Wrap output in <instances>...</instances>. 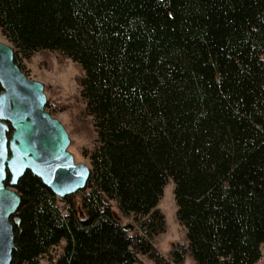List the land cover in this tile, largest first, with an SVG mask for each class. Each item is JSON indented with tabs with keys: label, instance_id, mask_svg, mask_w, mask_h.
Masks as SVG:
<instances>
[{
	"label": "trees",
	"instance_id": "obj_1",
	"mask_svg": "<svg viewBox=\"0 0 264 264\" xmlns=\"http://www.w3.org/2000/svg\"><path fill=\"white\" fill-rule=\"evenodd\" d=\"M0 35L25 76L38 53L78 67L91 133L80 190L57 197L27 171L18 179L16 264H39L61 240L48 264L256 263L264 0H0ZM169 181L184 242L164 255L153 241Z\"/></svg>",
	"mask_w": 264,
	"mask_h": 264
},
{
	"label": "water",
	"instance_id": "obj_2",
	"mask_svg": "<svg viewBox=\"0 0 264 264\" xmlns=\"http://www.w3.org/2000/svg\"><path fill=\"white\" fill-rule=\"evenodd\" d=\"M43 85L27 78L13 62L9 44L0 42V264L16 252L13 226L19 223L14 190L27 171L57 197L83 188L88 166L67 151L63 125L44 110ZM6 182V184H5Z\"/></svg>",
	"mask_w": 264,
	"mask_h": 264
},
{
	"label": "rangeland",
	"instance_id": "obj_3",
	"mask_svg": "<svg viewBox=\"0 0 264 264\" xmlns=\"http://www.w3.org/2000/svg\"><path fill=\"white\" fill-rule=\"evenodd\" d=\"M0 42L7 44L1 35ZM25 70L27 78L43 85V93L52 111V117L63 125L68 135L67 151L71 153L73 161L88 166L84 151L91 146V133L85 127V120H80L77 116L81 103L78 101L76 78L80 74V70L69 59L58 58L50 53L35 54L25 63ZM172 187L171 181L164 185L157 204V208L165 220V230L155 238L153 243L164 255L172 245L184 242L183 229L174 218L175 206ZM116 215L122 225L129 223L128 219ZM62 245L63 240L51 248L48 258H41L39 264H48V259H54L59 254ZM138 258L141 264H151L143 257L139 256ZM182 264H191V262L185 258ZM255 264H264V242L260 245V257Z\"/></svg>",
	"mask_w": 264,
	"mask_h": 264
}]
</instances>
